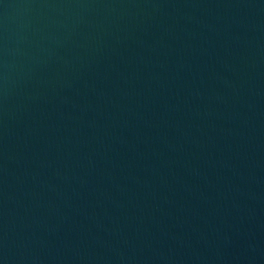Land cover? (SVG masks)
<instances>
[{"label":"water","instance_id":"water-1","mask_svg":"<svg viewBox=\"0 0 264 264\" xmlns=\"http://www.w3.org/2000/svg\"><path fill=\"white\" fill-rule=\"evenodd\" d=\"M0 264H264V0H0Z\"/></svg>","mask_w":264,"mask_h":264}]
</instances>
